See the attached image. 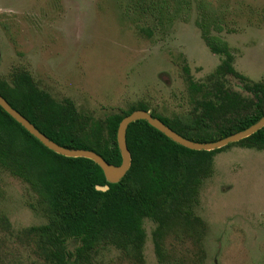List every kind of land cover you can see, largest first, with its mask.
Here are the masks:
<instances>
[{
	"label": "rangeland",
	"instance_id": "374dc122",
	"mask_svg": "<svg viewBox=\"0 0 264 264\" xmlns=\"http://www.w3.org/2000/svg\"><path fill=\"white\" fill-rule=\"evenodd\" d=\"M201 13L238 76L201 38ZM17 69L63 106L55 128L72 144L104 151L106 119L140 105L171 123L195 120L189 135L216 140L259 98L264 109V0H0V78ZM229 144L180 205L201 219V234L170 227L159 257L156 221L144 217L143 242L128 254L101 246L80 264H264V147ZM35 199L0 165V264H54L27 232L47 221Z\"/></svg>",
	"mask_w": 264,
	"mask_h": 264
},
{
	"label": "trees",
	"instance_id": "16d2710c",
	"mask_svg": "<svg viewBox=\"0 0 264 264\" xmlns=\"http://www.w3.org/2000/svg\"><path fill=\"white\" fill-rule=\"evenodd\" d=\"M196 25L209 50L225 55L226 59L222 62L225 69L238 76L232 67V55L227 51L226 42L210 31L215 25L214 20L201 13ZM0 94L58 144L90 149L107 162L120 164L116 129L119 121L131 111L106 119L110 143L103 148L104 151H99L85 144H72L66 131L55 128V117L63 106L40 88L29 72L17 69L11 73L10 80L0 78ZM254 105L253 113L248 112L222 128L220 137L256 122L264 114V109L261 108L260 98ZM136 109L149 110L145 105ZM151 114L186 138L211 141L189 135V130L196 127L195 120L171 123L153 112ZM234 143L247 148L264 147V126ZM126 144L131 154V165L120 181L108 183L101 168L92 160L67 157L48 149L0 106V165L26 182L37 194V199L30 205L47 221L30 226L27 232L36 238L49 261L54 264H80L89 252L107 245H114L128 254L143 242L144 217L156 221L152 239L159 257L164 252L162 235L170 227L180 225L191 237L201 234V219L190 210L181 216L180 205L187 196L193 199V195L188 193H196L201 178L210 172L212 154L222 148L209 151L188 149L170 140L145 120H136L128 125ZM104 184L109 187L105 191L95 188ZM69 238L76 243L73 252L66 247Z\"/></svg>",
	"mask_w": 264,
	"mask_h": 264
},
{
	"label": "water",
	"instance_id": "95a60500",
	"mask_svg": "<svg viewBox=\"0 0 264 264\" xmlns=\"http://www.w3.org/2000/svg\"><path fill=\"white\" fill-rule=\"evenodd\" d=\"M0 106L26 131L34 136L48 149L67 157H84L92 160L102 170L108 183H116L126 174L131 165V154L126 144V130L130 123L136 120H145L148 124L163 133L170 140L192 150H213L221 148L229 143L237 142L250 136L264 126V114L253 124L239 131L211 141H195L179 134L160 118L153 116L149 110L135 109L125 115L118 123L116 129V142L120 152L121 162L118 165L107 162L100 154L90 149L68 148L53 141L43 132H41L32 122L23 116L18 110L13 108L9 102L0 94ZM97 190H107L108 184L96 185Z\"/></svg>",
	"mask_w": 264,
	"mask_h": 264
}]
</instances>
